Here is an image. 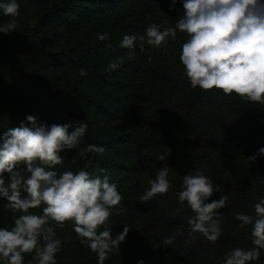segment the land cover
I'll use <instances>...</instances> for the list:
<instances>
[{
  "label": "trees",
  "instance_id": "1",
  "mask_svg": "<svg viewBox=\"0 0 264 264\" xmlns=\"http://www.w3.org/2000/svg\"><path fill=\"white\" fill-rule=\"evenodd\" d=\"M83 3L88 9H102L104 16L120 8L125 27L137 36L146 35L151 24L174 28L184 15L183 0H176L174 5L172 0H38L37 20L41 28L75 24L81 17L76 19L73 13ZM92 11L95 9L88 13ZM50 37L43 45L30 31L15 39L11 33L0 32V136L8 128L18 127L28 115L49 126L71 125L69 134L75 125L87 124L77 146L61 151L63 164L52 170L59 175L84 168L93 177L107 175L109 182L117 185L123 211L117 216L113 210L109 225L113 238L125 225L129 232L120 244V254L111 253V262L224 264L233 249L254 247L251 225L242 228L235 217L244 213L255 218L254 206L264 199V155L257 156L255 162L248 160L264 147V104L242 100L235 94L225 95L215 88H192L179 59L189 37L179 30L175 40L169 37L160 48L145 43L144 51H140L137 41V47L124 58L114 52L115 46L105 48L106 40L86 45L77 42L67 46L65 53L52 51L48 49ZM112 53L118 65L115 70L109 69L106 57ZM61 65L101 76L108 92L101 89L97 97H103L117 118H125L127 126L121 132L125 144L111 145L92 134L86 121L75 120L60 93L68 73ZM89 144L104 147L105 151L88 153L85 150ZM165 152L170 155L159 160ZM164 167L170 169L168 193L141 202L140 197L150 188L148 180H155ZM197 171L222 187L207 202L228 196L226 206L219 210L222 232L215 243L200 233L190 240L188 220L194 213L186 202L182 211H176L181 208L176 193L182 190L184 176ZM22 196H26L23 190ZM8 204L0 197V228L11 230L22 213L14 212ZM43 207L29 209V213L42 215ZM73 229V223L66 222L63 228H55L56 236L76 234ZM168 237H175V241L164 246L162 241ZM251 264H264V250Z\"/></svg>",
  "mask_w": 264,
  "mask_h": 264
},
{
  "label": "clouds",
  "instance_id": "2",
  "mask_svg": "<svg viewBox=\"0 0 264 264\" xmlns=\"http://www.w3.org/2000/svg\"><path fill=\"white\" fill-rule=\"evenodd\" d=\"M0 9L13 18L0 27V32H15L19 16L17 0L0 2ZM183 9L184 15L174 28L151 24L146 35H125L120 47L133 50L139 41L140 51H144L145 43L160 48L168 43L169 37L175 40L179 30L189 37L182 45L179 59L192 88L205 91L215 88L225 95L235 94L242 100L264 104V0H183ZM108 38L107 33L98 35L100 41ZM117 66L113 62L109 69L115 70ZM80 75L87 73L81 69ZM70 126L55 123L49 126L28 115L18 127L8 128L0 136V197L7 199L14 212L22 213L11 230L0 228L3 264H24V254L33 252L36 264H56L61 241L55 228H63L66 222L73 223L81 244L97 254L98 264H104L111 253L120 254V244L125 241L129 227L125 225L113 238L109 218L113 210L117 216L123 211L119 207L122 196L117 185L110 183L107 175L93 177L84 168L59 175L52 170L63 164L60 152L76 147L87 130V124L80 123L69 134ZM85 151L103 153L105 148L89 144ZM168 155L170 152H165L158 159L164 161ZM260 155H264V147L248 160L255 162ZM169 170L164 167L155 180H148L150 188L140 197L141 202L168 193ZM25 172L29 174L27 177ZM22 190L26 196H22ZM221 191L220 185L199 171L184 176L182 190L176 193L181 208L176 211H182L186 202L194 213L188 220L190 240L197 239L196 233L212 243L221 236L219 210L226 206L228 196L207 202L214 192ZM41 205H44L42 215L29 213V209ZM254 210L255 218L244 213L235 217L241 222L240 227L251 225L254 247L233 249L224 258V264H251L259 260L264 250V199L255 204ZM174 241L175 237H168L162 244L169 246ZM138 264H144L143 260Z\"/></svg>",
  "mask_w": 264,
  "mask_h": 264
},
{
  "label": "rangeland",
  "instance_id": "3",
  "mask_svg": "<svg viewBox=\"0 0 264 264\" xmlns=\"http://www.w3.org/2000/svg\"><path fill=\"white\" fill-rule=\"evenodd\" d=\"M49 1L54 2L56 0ZM0 2H5V0H0ZM17 3L19 4V16L16 17L17 28L15 32L11 33L12 39H15L25 31H30L34 40L44 45L48 37L51 36L48 40V49L64 51L65 53L67 46L77 42H81L83 45L89 44V42H97L99 34L107 33L109 38L104 44L105 48L115 46L114 52L120 58L127 57L131 52L129 49L120 47L125 35H134L128 31V27H125L124 12L120 8L114 9L111 14H108L109 16H104L102 9H98L97 6L88 9V6L85 5L86 2L76 10L77 15L73 13L76 19L81 17V19H78L81 21L72 25H65L64 27L51 25L49 28L44 25L41 28L36 13L38 0H17ZM94 9L95 11L88 13L89 10ZM11 19L13 18L4 15L2 9H0V24H7ZM53 30H56V32L53 33ZM106 57L109 65L116 60L114 53ZM60 68L62 71L64 69L68 71L66 78L68 85L64 81L66 84L62 85L64 89L60 90V93L68 101L75 120L86 121L88 130L92 134L107 140L111 145L125 144L121 140L123 137L121 132L127 126L125 118H117L115 113L106 107L102 100L103 97H97L98 91L101 89H103L104 93L108 92L107 87L102 84L101 76L96 74L81 76L75 67L69 65H61ZM105 96L107 95L105 94ZM59 239L61 241V249L55 256L56 264H98L97 254L82 245L77 234H62ZM34 254V252L24 254V264H36L33 259ZM0 264H3V262L0 261ZM104 264H113L111 262V254H109Z\"/></svg>",
  "mask_w": 264,
  "mask_h": 264
}]
</instances>
